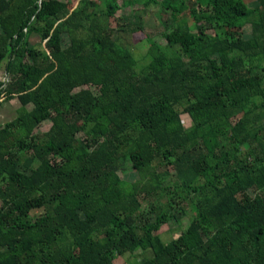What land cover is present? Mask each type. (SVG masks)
I'll return each mask as SVG.
<instances>
[{"label":"trees","instance_id":"trees-1","mask_svg":"<svg viewBox=\"0 0 264 264\" xmlns=\"http://www.w3.org/2000/svg\"><path fill=\"white\" fill-rule=\"evenodd\" d=\"M255 1L165 0V43L150 41L139 61L141 23L112 27L117 0L100 15L94 0H0V106L20 105L0 124V264H116L138 251L135 264H264ZM131 155L129 182L119 173ZM187 210L164 241L160 227Z\"/></svg>","mask_w":264,"mask_h":264},{"label":"rangeland","instance_id":"rangeland-1","mask_svg":"<svg viewBox=\"0 0 264 264\" xmlns=\"http://www.w3.org/2000/svg\"><path fill=\"white\" fill-rule=\"evenodd\" d=\"M63 2H68L70 7H75L77 5L78 0H61ZM97 2V14L100 15L101 12H108L109 10L105 6V0H94ZM124 1L128 0H117V5L119 6L114 12V16L110 18L112 27H115L117 23V19L121 17H125L126 19H133L137 22L141 23L142 29L137 31L131 35V39L134 46V53L136 58L139 61H142L148 47L150 41H155L160 44H164V38L162 37V33L164 32V27L162 22L166 19H172L170 15V11L163 6V2L165 0H155V3H150L148 5L145 4L146 0H134L129 3L124 4ZM179 0H175L177 2ZM185 2V5L189 8L194 7L197 9L198 3L197 0H182ZM250 7H253L256 4L255 0H245ZM122 19V18H121ZM191 19V18H189ZM249 34V27H245V35ZM116 35V34H115ZM29 42L40 46L39 37L35 34H31L29 36ZM69 45L68 37L63 34L62 35V46L66 47ZM6 60V59H5ZM5 60L1 63L0 66V79H4V65ZM91 91L95 94L96 90L91 87ZM20 105L17 100H13L9 103H4L0 106V114L2 113L3 117L0 119V123L7 122L10 119H13L17 115V110ZM182 123L185 127L190 125V120L187 116H182ZM51 127V122H45L40 128L37 129L36 133H43L49 130ZM138 160L135 155H131L129 160L126 163V169L120 172V176L124 181H134L137 178V174L135 171V166L137 165ZM191 212L187 210L186 214L181 217L180 222L170 220L168 223L163 224L159 233L164 241H168L173 237H176L183 229L186 228L190 219ZM149 253V252H147ZM140 251L136 252V254H124L118 255L114 259V263L116 264H135L136 260L139 258Z\"/></svg>","mask_w":264,"mask_h":264},{"label":"crops","instance_id":"crops-1","mask_svg":"<svg viewBox=\"0 0 264 264\" xmlns=\"http://www.w3.org/2000/svg\"><path fill=\"white\" fill-rule=\"evenodd\" d=\"M16 116H17V115H16ZM2 117H3V115H2V113H1V114H0V119H2ZM14 118H15V117H14ZM14 118H13V119H14ZM10 120H12V119H10ZM10 120H8V121H10ZM8 121H7V122H8ZM4 123H6V122H4ZM4 123H0V124H4Z\"/></svg>","mask_w":264,"mask_h":264}]
</instances>
